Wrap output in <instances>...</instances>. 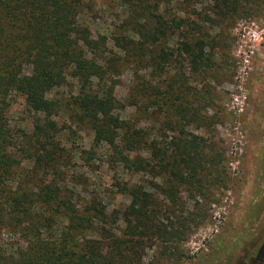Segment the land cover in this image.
Segmentation results:
<instances>
[{"label": "rangeland", "instance_id": "1", "mask_svg": "<svg viewBox=\"0 0 264 264\" xmlns=\"http://www.w3.org/2000/svg\"><path fill=\"white\" fill-rule=\"evenodd\" d=\"M89 1L83 19L92 37L125 38L103 48L104 56L112 57L121 69L108 84H114L116 112L148 141L178 139L183 131L205 138L210 159L214 158L208 168L218 176L207 184L204 197L182 193V188L176 204L161 196L164 202L157 211L162 224L174 231L173 237L144 240L136 261L126 259L125 252L124 262L115 264H252L264 249V37L255 41L252 32L264 31V0H238L222 9L216 0ZM155 17L174 27L167 36L157 34L156 41L151 37ZM175 23L187 24L179 29ZM200 26L207 42L204 60L196 65L184 52L183 35L187 31L200 37ZM168 55L170 59L162 58ZM100 83L96 81L93 91L102 94ZM143 84L160 95L154 98ZM79 89L69 78L48 96L61 106L53 119L56 141L65 151L47 176L72 191L81 206L93 199L102 203L113 232L111 239L100 242L110 246L125 228L117 214L131 202L119 184L150 187L152 178L125 164L122 144L98 143L90 126L75 121L70 100ZM173 90L175 107L168 115L164 103ZM8 100L10 125L18 132L15 153L21 165L14 177L18 181L34 165L24 133L31 134L33 121L45 115L30 111L20 96ZM132 153L150 158L144 148ZM23 244L12 229H0V248L7 255H15Z\"/></svg>", "mask_w": 264, "mask_h": 264}, {"label": "trees", "instance_id": "2", "mask_svg": "<svg viewBox=\"0 0 264 264\" xmlns=\"http://www.w3.org/2000/svg\"><path fill=\"white\" fill-rule=\"evenodd\" d=\"M90 2L0 0V229H12L24 243L15 255H7L0 248V264H115L124 262L126 253V259L134 262L144 240L169 239L175 234L160 220L157 208L164 202L161 196L165 202L176 204L182 188V193L204 197L207 184L217 181L216 170L208 168L214 158L210 159L205 138L183 131L178 139L165 136L148 141L144 132L116 112L119 105L114 84H108L111 75L120 74L121 69L103 51L115 38L92 37L83 19ZM237 2L216 0L221 9ZM155 18L154 35L150 34L154 41L159 38L157 34L167 36L166 31L174 28ZM186 24L175 26L181 29ZM199 32L198 38L187 31L183 35L184 52L196 65L204 60L207 42L201 26ZM115 40L125 42L124 37ZM162 58L168 60L170 55ZM69 78L80 86L70 100L75 121L90 126L98 143L113 147L117 142L122 144L127 151L125 164L152 178L150 187L119 184L120 192L130 196L131 202L124 212H115L125 228L110 246L100 242L111 239L113 232L107 227L110 215L102 203L93 199L81 206L72 191L47 176L65 151L56 141L57 121L53 119L61 106L48 96L66 85ZM96 81L103 83L102 94L93 91ZM142 86L154 98L160 95L153 87ZM175 92L165 99L168 115L175 107ZM13 95L22 97L30 111L45 115L33 121L31 134L24 133L31 144L26 151L33 156L34 165L18 181L14 178L21 165L15 153L18 132L11 127L8 114V99ZM186 110L183 107L182 111ZM142 148L149 152V159L132 153ZM12 178L15 184L9 188Z\"/></svg>", "mask_w": 264, "mask_h": 264}, {"label": "built area", "instance_id": "3", "mask_svg": "<svg viewBox=\"0 0 264 264\" xmlns=\"http://www.w3.org/2000/svg\"><path fill=\"white\" fill-rule=\"evenodd\" d=\"M258 28V27H257ZM253 39L256 41V40H259V39H263L264 37V31H259L257 29L253 30Z\"/></svg>", "mask_w": 264, "mask_h": 264}, {"label": "flooded vegetation", "instance_id": "4", "mask_svg": "<svg viewBox=\"0 0 264 264\" xmlns=\"http://www.w3.org/2000/svg\"><path fill=\"white\" fill-rule=\"evenodd\" d=\"M252 264H264V249L259 255V257L255 259Z\"/></svg>", "mask_w": 264, "mask_h": 264}]
</instances>
